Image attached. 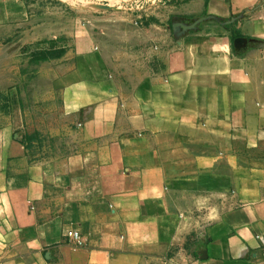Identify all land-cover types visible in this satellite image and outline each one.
I'll return each mask as SVG.
<instances>
[{"label": "crops", "instance_id": "obj_1", "mask_svg": "<svg viewBox=\"0 0 264 264\" xmlns=\"http://www.w3.org/2000/svg\"><path fill=\"white\" fill-rule=\"evenodd\" d=\"M31 1L0 0V27ZM152 1L151 64L71 35L39 66L70 151L32 159L0 127V264H264V0Z\"/></svg>", "mask_w": 264, "mask_h": 264}, {"label": "rangeland", "instance_id": "obj_2", "mask_svg": "<svg viewBox=\"0 0 264 264\" xmlns=\"http://www.w3.org/2000/svg\"><path fill=\"white\" fill-rule=\"evenodd\" d=\"M143 1L32 0L27 21L0 27V127L15 126L32 159H50L71 150V124L52 93L37 81L41 63L75 50L71 35H96L106 46V57L121 60L123 71L131 64L149 65L155 55L142 43L145 20L140 21L149 12ZM204 21L195 27L205 26ZM132 27L137 31L134 40L132 33L117 35L118 28L126 33Z\"/></svg>", "mask_w": 264, "mask_h": 264}, {"label": "built area", "instance_id": "obj_3", "mask_svg": "<svg viewBox=\"0 0 264 264\" xmlns=\"http://www.w3.org/2000/svg\"><path fill=\"white\" fill-rule=\"evenodd\" d=\"M143 2H144V4L147 5V4L152 3L153 1L152 0H144ZM67 236L74 241L73 243L75 245L80 246L82 244L81 235L79 233L70 231L67 233Z\"/></svg>", "mask_w": 264, "mask_h": 264}, {"label": "trees", "instance_id": "obj_4", "mask_svg": "<svg viewBox=\"0 0 264 264\" xmlns=\"http://www.w3.org/2000/svg\"><path fill=\"white\" fill-rule=\"evenodd\" d=\"M44 61H45V59H44Z\"/></svg>", "mask_w": 264, "mask_h": 264}]
</instances>
